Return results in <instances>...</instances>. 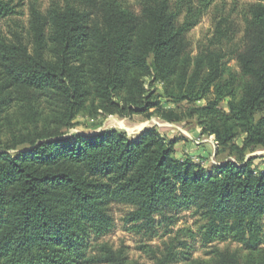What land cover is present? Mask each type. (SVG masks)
<instances>
[{
	"label": "trees",
	"instance_id": "16d2710c",
	"mask_svg": "<svg viewBox=\"0 0 264 264\" xmlns=\"http://www.w3.org/2000/svg\"><path fill=\"white\" fill-rule=\"evenodd\" d=\"M240 5L31 1L22 22L18 4L0 0V21L13 23L0 27V264H131L124 247L89 240L112 228L113 202L134 207L135 228L151 227L166 207H194L204 242L247 250L216 248L212 259L185 264H264V169L246 159L264 147V0ZM209 13L213 33L195 52L188 35ZM161 97L190 106L167 109ZM135 113L196 117L218 152L240 162L209 171L178 157L177 138L156 127L136 138L119 129L62 138L80 116ZM141 247L154 264L178 256L173 241Z\"/></svg>",
	"mask_w": 264,
	"mask_h": 264
},
{
	"label": "rangeland",
	"instance_id": "374dc122",
	"mask_svg": "<svg viewBox=\"0 0 264 264\" xmlns=\"http://www.w3.org/2000/svg\"><path fill=\"white\" fill-rule=\"evenodd\" d=\"M15 4H18L19 14L16 16L20 21L26 22L28 19L29 6L31 1H36L40 6L45 9L50 4L51 0H13ZM134 7H137L138 0H126ZM219 2L224 0H218ZM229 3H233L234 0H226ZM251 0H240V6L244 2ZM8 24V25H7ZM13 24L10 20L0 21V27L9 32L12 29ZM214 24L212 14H206L202 21L193 28L188 38L191 40L194 51H197V46L200 42H205L213 33ZM229 65L238 69L237 61L235 59L229 60ZM155 88L157 92H163V85L161 82H156ZM161 104L165 108H173L178 111L186 110L190 105L186 102L173 103L166 98L161 97ZM205 101H200L197 104L203 105ZM222 107L225 110L228 109V101L225 100L222 103ZM74 126L70 128L62 138H69L70 136L80 133L85 136H91L100 131L119 129L124 130L130 138H136L145 129L150 127H156L157 130L170 138H177L176 153L177 150L185 151L192 154L187 155L194 162H200L209 171L218 164L225 163L228 160L240 162V157L236 154L230 153L229 149H222L218 152V147L213 136L202 134L201 127L198 125L196 117L186 118L182 121L172 122L165 120L158 114L148 116L146 114H132L130 116H98L97 118L80 116L74 121ZM194 132V133H192ZM242 138L238 139V143H242ZM204 146L208 154L201 156V159L197 157L199 148ZM191 148V149H190ZM198 148L196 151L195 149ZM254 157V167L257 170L264 169V147H259L253 152L246 155V159ZM181 159L185 157H180ZM213 166V167H212ZM134 207L129 204L113 202L109 205L110 213L113 217L112 228L101 235L91 233L90 242L95 245L100 242H107L114 248L124 247L131 264H154V260L151 255H148L142 245H149L154 248L165 247V243L170 241L175 242L177 245L178 256L175 264H185L189 259H206L213 258L212 251L214 249H229L231 251L239 250L242 254H245V246L238 242L233 241H221L216 240L211 243H206L202 240L199 234V226L202 221L199 214L195 213V208H180L172 209L166 207L161 212L154 214V223L151 227L144 226L142 228H135L134 223L128 220V214ZM183 242L185 244H183ZM261 246L264 247V244Z\"/></svg>",
	"mask_w": 264,
	"mask_h": 264
},
{
	"label": "crops",
	"instance_id": "0c3cea01",
	"mask_svg": "<svg viewBox=\"0 0 264 264\" xmlns=\"http://www.w3.org/2000/svg\"><path fill=\"white\" fill-rule=\"evenodd\" d=\"M192 133H194V132H192ZM174 136H170V138H173ZM191 149V148H190ZM198 148H196L195 149V151L197 150ZM187 151V149H185V151H180V150H177V153H176V155L178 156V157H187V155H192V154H190V153H188V152H186ZM199 152H197V157H195V158H199L198 160H200L201 159V156H203L204 154H208V152H207V150H206V148H204V146H201L200 148H199V150H198ZM193 156V155H192ZM189 157V156H188ZM213 167V166H212Z\"/></svg>",
	"mask_w": 264,
	"mask_h": 264
}]
</instances>
